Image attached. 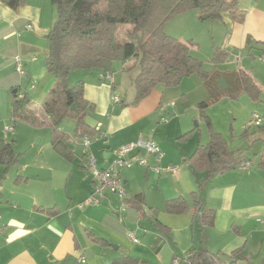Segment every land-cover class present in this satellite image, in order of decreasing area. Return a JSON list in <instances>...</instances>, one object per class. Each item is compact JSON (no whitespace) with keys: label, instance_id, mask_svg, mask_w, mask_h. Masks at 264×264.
<instances>
[{"label":"crops","instance_id":"0c3cea01","mask_svg":"<svg viewBox=\"0 0 264 264\" xmlns=\"http://www.w3.org/2000/svg\"><path fill=\"white\" fill-rule=\"evenodd\" d=\"M238 1L237 16L224 13L219 20L227 29L220 48L229 54L230 64L235 61L239 64L236 70L227 71L244 70L252 76L243 67L247 61L243 55L244 52L259 54L258 47L264 46V0ZM49 7V0H27L18 10L0 2V126L9 125L8 110L12 120L13 90H27L35 100H43L53 85L54 78L46 66L49 49L45 51L40 42V35L47 34L48 38L56 20L53 8L47 19ZM28 25L33 29H28ZM16 56L24 65L25 76L16 70ZM75 75V81H85V98L94 104V111L89 115L92 123L88 122L89 116L87 122L99 129L91 144L98 168L106 169L113 164L115 148L151 138L164 153L160 165L175 166L178 171L160 176L137 164L119 170L127 198L139 194L144 197L138 206L139 213L131 208L121 211V199L110 193L99 203L80 207L94 191L83 140L72 137L76 155L73 161H67L52 149L49 118L42 114L43 126H31L34 134L29 135L41 138L38 144L43 148L35 150L30 139L29 155L20 169L22 153L15 150V145L19 143L18 131L24 126H17L16 122L12 125L14 129L18 127L15 131L11 127L4 129L14 137L11 142L15 141L19 164L14 167L18 168L12 175L14 181L7 185L10 192L0 200V264H65L70 261L116 264V260L125 256L131 257L135 264H174V260H183L192 250L201 247L226 260L241 251L249 262L264 264V227L258 222L264 219V169L260 166L251 165L246 171L231 169L213 176L203 186L202 196L207 207L215 212L214 222L202 227L194 219L192 194L198 190V182L205 173H195L188 160L202 144L201 139L198 143L190 142L194 129L171 126L167 120H162L165 113L175 114L177 103L172 106L174 100L188 102L191 92L203 86L202 80L192 75L176 88L157 87L140 103L122 107L114 102V97L130 104L135 97L134 88L132 91L124 88L123 78L111 74V79L104 81L97 71H80ZM135 76L129 78L130 82ZM160 124L162 126H158ZM42 129L50 131L49 141L43 140ZM190 132V136L180 139ZM0 140L7 141L4 135H0ZM148 164L155 165L153 156L148 157ZM60 167L71 170L65 195H62ZM10 172L0 181V191ZM74 174L79 183L73 180L70 189ZM179 197L191 204V210L181 215L169 214L167 202ZM53 208L54 216L47 213ZM130 234L138 242H134ZM93 236L106 240L109 245L96 243ZM93 245L103 250H98L100 257L89 262L86 254L95 249ZM75 256L78 258L74 259Z\"/></svg>","mask_w":264,"mask_h":264},{"label":"trees","instance_id":"16d2710c","mask_svg":"<svg viewBox=\"0 0 264 264\" xmlns=\"http://www.w3.org/2000/svg\"><path fill=\"white\" fill-rule=\"evenodd\" d=\"M13 10L24 6L27 0H0ZM57 8V18L48 34L49 50L46 57L47 71L54 78V83L46 95L41 109L35 107L33 97L27 90H13L12 121L28 124H42V114L49 118L52 149L67 161H73L75 151L73 138H94L98 127H92L87 117L94 111L84 94L85 81L77 79L70 85L68 79L72 73L80 71H97L111 75L113 63L121 61L125 66L135 60L138 72L133 80L135 97L132 103L124 100L116 102L122 107L136 105L149 97L159 86L167 88L179 86L184 79L197 75L204 83L212 101L222 97L237 99L246 93L258 98L260 87L253 77L244 70L220 71L216 68L205 69L202 62L192 56V43H184L178 38L167 35L165 24L175 16L190 10H198L199 18L221 20L224 13L237 16L238 0H51ZM131 25L133 30L127 34L128 41H117L120 26ZM229 54L217 48L214 62H225ZM133 67V68H134ZM225 81L226 86L222 85ZM206 103L199 105L204 109ZM66 118L75 122L74 135L65 133L60 124ZM210 130V140L200 144L188 164L192 170L205 173L198 182V190L192 194L194 219L203 226H210L215 219V212L203 201L202 188L213 176L231 169H240L241 165L250 163L244 151H231L227 141L216 133L210 119L205 117ZM191 132L182 136L185 139ZM14 142L0 140V165L7 173L19 164V154L14 150ZM86 157V154H85ZM259 166L264 169V158ZM142 194L126 198L127 209L140 212L143 203ZM191 204L183 197L167 202L169 214L181 215L189 212ZM49 215L56 214L55 208L47 210ZM96 243L109 245L93 236ZM241 261L254 264L241 254L234 252L228 260L220 254L201 247L195 248L182 264H238ZM116 264H135L125 256L115 261Z\"/></svg>","mask_w":264,"mask_h":264},{"label":"rangeland","instance_id":"374dc122","mask_svg":"<svg viewBox=\"0 0 264 264\" xmlns=\"http://www.w3.org/2000/svg\"><path fill=\"white\" fill-rule=\"evenodd\" d=\"M243 1V0H241ZM49 8L47 9V19L52 13V8L54 11V17L57 18V8L49 0ZM51 8V9H50ZM51 27V26H49ZM50 29V28H48ZM133 30L131 25H122L119 27L117 32V41L120 43L127 42L129 39L127 34ZM49 31V30H48ZM164 31L167 35L178 38L184 43H192L191 54L193 57L198 59L204 65L205 69L216 68L220 71L225 70H236L239 68L237 61L230 64L232 60H226L219 64L214 62L215 52L217 48L221 47L224 38L227 34V29L223 24V21L219 20H205L202 21L199 18L198 10H190L186 13L175 16L170 21H168L164 26ZM47 34L42 33L40 36V42L45 46V51L49 49V42L46 36ZM259 54L253 53V55H248L249 52H244L243 58L247 59L246 64L243 67L250 71L252 76L260 85V93L258 98H252L250 95L243 93L237 99H230L229 97H222L217 101H212L211 96L206 89L204 83L201 88L192 89L193 91L189 95L188 102L185 104L180 99L178 102L174 100V105L177 103V109L175 114L168 112L164 114V119L168 121V124L171 123V126H189V129L195 130V133L190 139V142L197 141L201 139L202 144H206L210 140V130L205 117H208L211 122L213 130L221 134L222 137L227 141L228 146L231 151H244V156L250 159V163L253 168L259 167V163L262 158H264V46H260ZM261 52V53H260ZM242 59V57H240ZM135 60L130 61L127 65H123L121 61H115L113 63V72L112 75L116 77L123 78L125 81L124 88L127 91H132L134 88L133 81L130 82L129 78L133 75H136L138 68L134 67ZM134 67V68H133ZM91 72V71H87ZM135 72V74H134ZM78 72L72 73L68 79L69 84L72 86L75 84L74 77ZM52 76V75H51ZM53 77V76H52ZM54 83V79H53ZM222 85L226 86L225 81H222ZM35 86L37 84L35 83ZM52 87V86H51ZM50 87V88H51ZM160 88L167 87L159 86ZM47 90V94L50 90ZM176 88V87H175ZM172 89V88H169ZM46 94V95H47ZM46 97V96H45ZM34 99V98H33ZM45 99V98H44ZM43 100L34 99L35 107L39 110ZM201 103H206L207 106L204 109H200L199 105ZM181 107V108H180ZM7 111V118L9 121L8 126H0V135H4L5 139L8 142L14 138L12 133H5V128H13V123L10 117L11 112ZM255 117L262 119V124L257 126L255 124ZM92 116L88 117V122L92 123ZM160 123V122H159ZM157 124V123H156ZM17 126L21 127L18 131L19 133V143L15 145V150L21 155V164L20 169L23 168V163L26 160L28 154L27 145L30 139L32 144L35 147V150H40L43 148V145L38 144V140L41 138H31L29 134H34L31 126H43L41 124H28L25 122H17ZM61 129L66 133L69 131V135H74L75 122L72 119L66 118L60 124ZM162 126V124L158 125ZM69 129V130H67ZM43 140H50V131L48 129H42ZM11 134V135H10ZM76 142L79 143V140L76 139ZM77 145V144H76ZM74 145V147L76 146ZM28 154V155H27ZM18 168L11 169L10 175L7 178V182L3 183L2 191H0V200L2 196L8 195L10 189L8 188V183L13 182L15 176H12L17 172ZM59 173L62 177V195H65L67 189V177L70 175V169L65 170L64 167L58 168ZM118 170H124L123 168ZM3 171V168L0 165V173ZM77 179L79 183V178L76 174L72 175L70 180V189L73 186V180ZM94 250H89L86 254V260L90 262V259L95 257H100L98 250H103L101 247L93 245ZM78 256H75L74 259H77ZM73 259V260H74ZM88 262V263H89ZM65 264H81L74 261H70ZM103 264H112V262H104Z\"/></svg>","mask_w":264,"mask_h":264},{"label":"built area","instance_id":"2783aa9c","mask_svg":"<svg viewBox=\"0 0 264 264\" xmlns=\"http://www.w3.org/2000/svg\"><path fill=\"white\" fill-rule=\"evenodd\" d=\"M28 29H33V26L28 25ZM15 64L18 74L21 76H25L26 72L24 69V65L19 56L15 57ZM100 79L109 81L111 79V76L109 74H102L100 75ZM119 101V98L114 97V102ZM254 120L257 126H260L262 124L261 118L255 117ZM162 122H166V120L163 119ZM92 140V138L85 137L83 139V147L85 149L87 158L88 170L92 179L94 180V191L91 196L83 204L80 205V207H83L84 205L99 203L102 198L110 193L118 196L121 199V211H125L127 209L125 204V200L127 198L125 183L118 168H130L137 164L143 167L150 168L160 176L175 174L178 171V168L175 166L163 167L160 165L161 160L164 157V153L161 150L160 146L151 138L139 139L135 143L115 148L113 150V154L115 156L113 164L109 168L100 169L97 166L96 157L91 149ZM149 156H153L155 158V165L149 166ZM250 167V163H245L241 165L240 169L246 171ZM258 222L264 227V219H260L258 220ZM129 236L134 242H138V240L132 234H130ZM185 260L186 258L183 260L176 259L174 260V264H182L185 262ZM81 262L85 261L81 260Z\"/></svg>","mask_w":264,"mask_h":264}]
</instances>
